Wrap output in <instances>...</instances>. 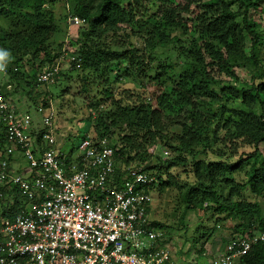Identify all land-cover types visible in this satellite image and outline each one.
Here are the masks:
<instances>
[{
	"label": "trees",
	"instance_id": "1",
	"mask_svg": "<svg viewBox=\"0 0 264 264\" xmlns=\"http://www.w3.org/2000/svg\"><path fill=\"white\" fill-rule=\"evenodd\" d=\"M44 1L0 0V16L19 12L33 26L19 32L0 26L7 77L18 85L24 81L33 101L40 96L32 95V87L41 84L36 74L28 77L20 70L22 64L41 59L49 67L62 47H52L59 27ZM66 1L69 15L85 22L72 41L81 58L82 90L92 82L103 89L104 98L89 104L84 119L94 139L106 138L113 147L116 165H142L155 178L150 192L176 189L180 219L200 210L216 216L215 224L225 217L235 221L239 235L264 231L258 201L264 197V0H154L157 11L145 18L136 8L142 0ZM160 49L171 51L178 62L158 60ZM235 68L244 69L247 79L239 80ZM75 70L60 75L65 81L78 79L68 74ZM216 73L228 79L218 80ZM123 78L155 86L152 98L129 89L113 96L112 83ZM2 93L8 100V93ZM47 98L45 93L42 107L48 106ZM2 133L0 127V151L5 147ZM158 144L171 157L151 160L149 150ZM246 148L252 152L245 153ZM207 153L222 161L200 159ZM186 167L192 184L171 173ZM239 172L245 180L234 178ZM19 199L15 187L0 183V218L20 213ZM201 199L209 204L202 207ZM239 262L264 264V242L253 245Z\"/></svg>",
	"mask_w": 264,
	"mask_h": 264
},
{
	"label": "built area",
	"instance_id": "2",
	"mask_svg": "<svg viewBox=\"0 0 264 264\" xmlns=\"http://www.w3.org/2000/svg\"><path fill=\"white\" fill-rule=\"evenodd\" d=\"M67 23L78 30L85 22L69 15ZM80 65L75 47L63 48L36 81L53 84L64 67ZM0 71L6 73L5 67ZM38 111H47L45 128L32 137L29 116L19 114L0 91L5 137L0 183L15 187L24 202L20 213L0 218V264H175L163 230L149 219L148 189L155 178L142 165L117 166L106 138L86 135L74 157L59 152L51 131L52 107ZM15 153L27 162L24 173L10 167ZM259 242H264V231L238 234L211 264H236Z\"/></svg>",
	"mask_w": 264,
	"mask_h": 264
},
{
	"label": "rangeland",
	"instance_id": "3",
	"mask_svg": "<svg viewBox=\"0 0 264 264\" xmlns=\"http://www.w3.org/2000/svg\"><path fill=\"white\" fill-rule=\"evenodd\" d=\"M44 9L50 11L59 27L58 33L52 38V47L56 49L57 44L62 43L60 54L64 48L66 51L72 50L75 47L74 37L78 34V31L74 28H69L67 18L69 16V8L66 0H45ZM157 2L154 0L140 1L139 6H136L145 17H149L157 11ZM25 9V8H24ZM27 10L30 9L28 6ZM0 26L12 31H31L33 26L27 23L17 12L14 15L6 14L0 16ZM73 41V42H72ZM59 54V55H60ZM158 60L170 61L177 63L176 55L171 51H165L160 49L158 51ZM43 65L41 59L32 60L29 63H23L20 70L25 72L28 77L37 75L39 71L47 67ZM69 66L64 67L61 73L69 71ZM177 68V67H176ZM80 69V68H79ZM76 69L74 73H68L69 75L78 74V79L73 78L71 81H65L64 75H60L53 84L39 85L32 87V95L38 94L40 97L33 101L28 98L26 93V86L24 81H20L19 85L9 79L6 73L0 71V90L6 92L7 98L11 101L12 106L19 114H27L30 118L32 137H36L39 131L44 130L43 116L47 111L39 112V108L42 107L43 97L45 93L48 94L46 102L50 105L54 111V119L51 126V131L55 139V149L66 155L72 154L73 157L76 154V147L80 140L88 133L93 137L94 134L90 130L89 124L84 119L88 113V106L94 101H100L104 98L102 94V87L93 82L86 88V92L82 90L86 83L81 80V70ZM178 69V68H177ZM122 70L118 72L119 76H122ZM235 73L239 80H246L247 74L242 68H235ZM116 73L112 74L110 79L113 81ZM218 80H225V78L216 73ZM93 79V78H91ZM30 88V87H29ZM26 89V90H25ZM31 89V88H30ZM113 96H117L122 89H129L135 93H140L146 98H152L153 92L156 87L148 84L146 81L141 82L135 78H123L121 80H115L110 87ZM61 92H63L61 94ZM153 104V103H152ZM154 105V104H153ZM92 116H95L94 110L91 111ZM262 146H260V151ZM245 153H251V149H244ZM262 152V151H261ZM151 154V160L156 156L165 160L171 157L172 153L163 145H156L149 150ZM239 156V153L229 159V162H235ZM200 159H206L210 162H219L222 159L215 157L214 155L207 153L200 157ZM14 172H25L27 168V162L23 157H16L12 163ZM171 173L175 175L180 182H186L188 184L193 183V177L189 172V167L186 168H173ZM234 178L238 181L245 180L244 172H239L234 175ZM152 202L149 206V219L153 222H159L167 227H163V243L173 252L177 253L175 259L176 264H188L187 262L196 261L198 263H206L212 255V251L220 244H225L228 240L238 235L234 230L235 221L225 217L224 220H220L215 224L214 218L203 211H189L180 219L181 209L176 207L175 200L177 198L176 189H165L163 191L151 192ZM248 198L253 199V196L248 194ZM201 199L202 207L209 204L203 202ZM20 201V199H19ZM262 207V216L264 217V197L258 199ZM21 205H24L23 201H20ZM2 207L0 204V211ZM215 226V228H213ZM208 228V229H207ZM210 229V231H209Z\"/></svg>",
	"mask_w": 264,
	"mask_h": 264
},
{
	"label": "crops",
	"instance_id": "4",
	"mask_svg": "<svg viewBox=\"0 0 264 264\" xmlns=\"http://www.w3.org/2000/svg\"><path fill=\"white\" fill-rule=\"evenodd\" d=\"M1 127V126H0ZM3 134V133H2ZM21 155L19 154V153H15L14 155H13V157H12V159H11V161H10V167H11V169H12V171L14 172V170H13V168H12V163L15 161V158L16 157H20ZM22 157V156H21ZM27 169V168H26ZM26 169H25V171H26ZM14 173H24V172H14ZM225 244H226V242H225ZM225 244H220V246H217L212 252V255L210 256V259L208 260V262H206V263H198V262H196V261H191V262H187L188 264H211V261H212V259H213V257H215V256H217L223 249H224V246H225ZM173 254V261H175V262H177V260L175 259V257L174 256H176L177 255V253H175V251H173L172 252ZM174 262V263H175ZM176 264V263H175ZM236 264H241L239 261L236 263Z\"/></svg>",
	"mask_w": 264,
	"mask_h": 264
},
{
	"label": "clouds",
	"instance_id": "5",
	"mask_svg": "<svg viewBox=\"0 0 264 264\" xmlns=\"http://www.w3.org/2000/svg\"><path fill=\"white\" fill-rule=\"evenodd\" d=\"M8 57V52L0 49V70L5 67V62Z\"/></svg>",
	"mask_w": 264,
	"mask_h": 264
}]
</instances>
